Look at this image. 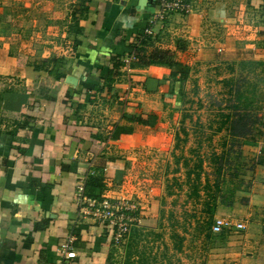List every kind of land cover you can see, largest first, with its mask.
<instances>
[{
  "label": "crops",
  "instance_id": "obj_1",
  "mask_svg": "<svg viewBox=\"0 0 264 264\" xmlns=\"http://www.w3.org/2000/svg\"><path fill=\"white\" fill-rule=\"evenodd\" d=\"M187 1L191 12L151 23L157 0H92L88 17H79L82 34H69L71 10L60 17L72 45L53 56L35 57V50L14 43L18 33L0 31V264H129L121 248L126 240L113 242L111 226L86 212L78 188L83 182L89 196L87 181L101 177L103 197L140 198L146 206L140 225L157 224V201L146 204L132 189L136 162L129 153L141 138L139 128L160 120V111L149 106L159 96L164 102L177 97L169 93L172 68L143 65L139 58L169 49L190 69L187 59L200 51L212 53L208 63L217 66L215 53L241 45L260 50L264 40V0ZM134 52L131 70L124 64L107 83L111 58ZM54 56L65 59L61 68L50 61ZM138 115L150 124L130 119ZM255 204L264 208V185L238 220L249 221ZM247 228L226 230L208 264H264V225ZM66 241L75 257L62 252Z\"/></svg>",
  "mask_w": 264,
  "mask_h": 264
},
{
  "label": "rangeland",
  "instance_id": "obj_2",
  "mask_svg": "<svg viewBox=\"0 0 264 264\" xmlns=\"http://www.w3.org/2000/svg\"><path fill=\"white\" fill-rule=\"evenodd\" d=\"M72 1L0 0V31L18 33L14 43L35 50V57L65 54L67 45L72 44L63 35L60 17L70 13ZM258 46L260 50L253 49L255 56L264 59V40ZM199 52L187 59L192 62L183 83V101L170 97L164 102L159 96L157 103L149 106L160 111L157 127L139 126L141 138L129 153L136 162L129 174L132 189L143 193L146 204L152 200L158 203L157 224L138 225L121 247L129 264H208L212 255L220 253L216 249L225 239L222 233L212 232L214 218L245 219L244 210H250L253 193L264 185V166L257 163L264 157V134L259 136L258 145L248 148L241 144L244 139L231 135L227 125L217 131L222 114L230 111L221 79L231 74L225 64L208 63L212 53ZM234 75L247 77L245 96L253 100L250 113L264 117V69L258 66L250 70L238 59ZM259 128L258 120L254 129ZM137 204L140 211L146 207ZM260 205L255 204L246 221L252 228L264 225Z\"/></svg>",
  "mask_w": 264,
  "mask_h": 264
},
{
  "label": "trees",
  "instance_id": "obj_3",
  "mask_svg": "<svg viewBox=\"0 0 264 264\" xmlns=\"http://www.w3.org/2000/svg\"><path fill=\"white\" fill-rule=\"evenodd\" d=\"M90 2H92V0H77L75 3H73V9L71 10L72 22L69 24V34L80 35L83 33L84 28L80 24L81 19L79 17H81L82 19H86V17H88L90 11ZM141 50H143L144 52V49H140L139 51ZM137 53L139 52L137 51ZM136 57H138V54ZM214 57L216 60H218L219 63L227 65L231 74L221 79L223 87L228 93L226 105L230 111L226 113L224 112L222 114L220 126L217 131L222 130L223 126L227 125L229 129H232V136L244 139L241 143L243 147L246 146L248 148H251L252 146L257 145L259 136H262L264 134V117H254L253 114L250 113L253 100L245 96L244 85L245 83H247V77H235V63L238 59H240L241 65H243V67H248L250 70H254L258 66L264 69V59L257 58L255 56V51L252 48H247L244 46H239L233 53H228L227 56L223 55V53H215ZM50 61L54 62L55 68H61L65 62V59L62 57L54 56L52 59H50ZM139 61L143 65L160 64L167 65L172 68L170 74L171 84L169 93L171 96L176 95L177 102L183 101V98L185 96L183 83L189 77L190 69H187V66H185L182 62L175 60L172 52L169 49L156 48L150 54H143V56L139 58ZM111 63L113 65L112 73L111 76L106 79L107 83L109 84L113 82V76L119 74L120 69L125 64L124 59L118 55L111 58ZM56 70L58 71L59 69ZM57 76L63 77L64 73H59L57 74ZM177 82L180 83L179 88L176 86ZM130 119L133 121H139L142 124H150L149 119H144L140 115L136 117L132 116L130 117ZM258 120L260 122V128L258 129V131H255L254 126L256 121ZM260 152H263V150H261ZM257 163L258 165L264 166V157L261 156V158L258 159ZM220 164L222 167V162ZM100 178L101 177L93 176L87 181V194L91 198L103 199L102 195L104 193L105 186L103 181L101 180L102 178ZM213 223H211V225H213ZM211 225L210 227L212 230ZM134 227L136 228L137 226ZM133 229H131V231ZM225 231L226 230L220 232V234L222 233L224 236Z\"/></svg>",
  "mask_w": 264,
  "mask_h": 264
},
{
  "label": "built area",
  "instance_id": "obj_4",
  "mask_svg": "<svg viewBox=\"0 0 264 264\" xmlns=\"http://www.w3.org/2000/svg\"><path fill=\"white\" fill-rule=\"evenodd\" d=\"M193 10V5L187 0H157V7L151 23L164 21L172 13H189ZM154 25L145 30L146 35H151ZM136 52L124 58V63L128 70H131V63L136 59ZM78 200L87 213L94 216L99 222L109 224L112 231V240L116 244L123 243L131 231L132 226L141 223V211L137 202L132 199H112L104 196L103 199H95L85 194V184L82 182L78 188ZM247 223L231 216H217L212 225L214 233L224 230L244 231ZM72 243L66 241L62 244L61 250L67 257H75L76 251L72 249Z\"/></svg>",
  "mask_w": 264,
  "mask_h": 264
}]
</instances>
